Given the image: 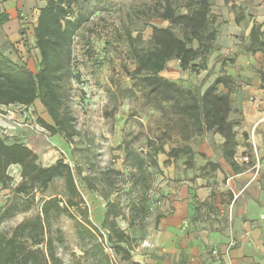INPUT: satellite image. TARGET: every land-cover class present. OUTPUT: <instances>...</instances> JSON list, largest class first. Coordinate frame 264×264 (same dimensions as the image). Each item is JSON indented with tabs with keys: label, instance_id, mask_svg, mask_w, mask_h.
<instances>
[{
	"label": "rangeland",
	"instance_id": "obj_1",
	"mask_svg": "<svg viewBox=\"0 0 264 264\" xmlns=\"http://www.w3.org/2000/svg\"><path fill=\"white\" fill-rule=\"evenodd\" d=\"M166 1L89 0L76 5V10H86L89 17L77 31L73 43L75 76L72 78L69 101L80 131L74 143L69 142L63 134H52L38 124L39 116L52 122L40 101L37 100L31 105L0 104V134L9 143L22 141L31 145L38 152L39 161L43 165L52 164L59 157L69 162L89 205L90 217L96 224L101 226L105 217V199L102 194L110 193L111 199L119 200L123 204L128 215L127 219L118 217V224L127 229L134 239L132 256L144 247L142 242L147 234L157 229L158 210L165 204L168 195H157L156 191L163 188L159 182L161 171L159 168H150L152 188L146 204L147 214L143 219L136 218L130 225V203L138 197L140 190L132 184L131 170L122 148L124 142L130 141L131 146L143 155L160 143L167 150L172 146L191 144L195 149V169L206 174L207 179L213 178L215 173L207 170L203 172V165L207 159H218L221 153L222 139L213 132L194 136L190 140L182 139L179 132L181 123L174 119L169 109L162 111L155 107L144 94L143 88L133 85L132 77L125 70L124 65L133 68L136 64L132 55L133 40L129 33L135 44L151 46L152 25L170 24V21L156 16ZM46 2L47 0H33L20 4V36L17 40H10L0 32V49L12 59L26 63L34 72L38 70L41 59L34 33L36 16L38 9ZM170 2L176 7L177 13H185L196 0ZM211 2L218 35L205 60L206 68H201L203 64L200 58L196 60L200 65L198 70H183L179 61L173 60L166 75L184 86L200 91L219 74L233 75L234 81L230 84L233 111L230 117L235 121L237 132L242 136L245 133L246 137L249 133L250 138L257 133L264 136V51H247L253 24L264 22V4L261 6L264 1ZM236 16H240L242 20L237 22ZM174 28L182 35L180 26L175 25ZM194 45L197 46V42ZM123 87L132 89L122 90ZM220 88L223 91L228 90L223 84ZM201 147H205L207 152L212 151L211 157L203 155L204 152L198 150ZM163 153L166 152L161 155ZM245 153L249 154V150ZM186 158L187 155H181L175 159V167H184ZM78 165H81L82 173L78 172ZM247 165L249 170V163ZM111 168L119 169L121 174L112 172ZM8 171L12 180L7 186L0 183V233L10 235L20 222L41 211L44 198L58 196L65 199L66 185L63 177H56L44 191L33 189L29 193H16L15 186L22 180L21 166L13 164ZM85 176L96 184L98 190L89 188ZM210 183L213 189L205 199L206 204L201 203L203 200L197 193L190 191V203L194 212L189 221L181 224L183 230H177V236L179 243L187 245L190 253L195 255L197 248L205 244L206 253L215 258L224 253L222 247L229 251L235 248L237 241L235 237H230L221 246L213 245L210 241L205 243L202 237L204 233L210 234L215 229L234 227V210L230 208L227 211L229 204L233 202V196L228 189L221 190L218 181L212 180ZM221 205L224 206L223 210ZM195 206L198 208L195 209ZM167 211L168 214L172 212L171 208ZM71 212L74 213V218L62 214L51 226V233L56 239V251L64 264H92V244L100 238L91 239L83 234L79 226L83 217L75 208H71ZM58 235H62V242L58 240ZM41 247L45 249L43 244ZM216 249L218 252H215ZM115 257L117 264H130L129 260L122 258L121 253H116Z\"/></svg>",
	"mask_w": 264,
	"mask_h": 264
},
{
	"label": "trees",
	"instance_id": "obj_2",
	"mask_svg": "<svg viewBox=\"0 0 264 264\" xmlns=\"http://www.w3.org/2000/svg\"><path fill=\"white\" fill-rule=\"evenodd\" d=\"M89 0H47L40 7L37 23L34 28L36 46L40 53L39 68L34 72L26 63L9 57L0 49V104L31 105L37 100L47 110L52 122L39 116L38 124L50 133H61L74 143L80 131L76 117L69 101L73 68V43L77 31L88 20V12L76 10V5ZM211 0H196L189 5V11L177 13L170 0L163 3L157 17L170 21L169 25H152L151 46L132 45L135 66H125L126 72L132 77L134 86H141L144 94L153 105L162 111L169 109L174 119L181 123L180 137L190 140L194 136L213 132L221 137L220 149L222 156L235 172L245 167L237 159L238 132L235 121L230 117L233 111V98L230 84L234 76L228 73L219 74L203 91L180 84L161 72L167 68L169 61L179 60L183 70H198L197 58L203 67L205 60L214 47L218 28L216 18L211 11ZM9 19L7 12L0 13V23ZM237 22L242 18L235 17ZM180 26L182 35L175 30ZM263 23H254L250 33V44L247 51L255 53L264 51ZM197 42V46L194 43ZM227 86L223 91L220 85ZM123 87L122 90H131ZM125 160L130 168V177L134 187L139 188L138 197L131 201L130 225L136 218L143 219L147 214L146 204L152 188L150 168H159L158 155L166 152L167 162L171 158L185 159L188 168L196 167L194 148L191 144L172 146L168 151L163 143L154 146L152 151L143 155L131 146L130 141L123 145ZM205 155V153H202ZM13 164L21 166L22 180L15 186L16 193H29L33 189L46 190L56 177H63L66 185L65 199L49 196L43 199L41 211L34 217L27 218L14 227L10 235L0 233V264H64L56 251V239L51 233L53 221L62 214L74 218L71 208H75L83 219L79 221L80 231L91 239L100 238L92 244V264H117L112 261L105 250L106 240L121 253L130 264H142L132 259V235L118 224V217L127 219V211L119 200L111 199L110 193L102 194L105 199V217L102 225L96 224L90 217V208L80 190L72 165L63 157L54 163L43 165L39 154L22 141L7 142L0 134V183L7 186L12 180L8 169ZM221 163L216 159H207L203 172L220 169ZM79 173L83 169L77 168ZM112 172L121 174L116 168ZM204 174V173H203ZM90 189L98 190L95 183L85 176ZM206 200L201 203L206 204ZM198 206H195L197 209ZM7 213H4L6 216ZM165 216L160 213L156 217L158 223ZM60 229H58L59 231ZM58 240L63 241L62 235ZM45 246V249L41 245Z\"/></svg>",
	"mask_w": 264,
	"mask_h": 264
},
{
	"label": "crops",
	"instance_id": "obj_3",
	"mask_svg": "<svg viewBox=\"0 0 264 264\" xmlns=\"http://www.w3.org/2000/svg\"><path fill=\"white\" fill-rule=\"evenodd\" d=\"M30 1L33 0H0V13L7 12L9 15L8 20L0 23V32L4 36L7 35L10 40L15 41L20 36L18 30L21 21L18 11L22 6L20 4ZM262 1L264 0H260ZM263 4L262 2L261 6ZM39 11L38 9L36 22ZM173 60L169 61L168 66ZM167 68L161 72L165 76H167ZM246 119L249 126V115ZM247 128L245 129L249 130ZM249 135L248 133L246 137L245 133L243 136L238 133L237 136L236 159L245 168L240 172H235L230 164L219 156L216 160H219L222 167L210 179H207L206 174H201L197 169L185 168L186 165L181 169L175 167L174 158H171V162H167L168 155L159 153L158 161L161 171L159 182L163 188L160 191L157 190L156 193L157 195L161 193L168 195L165 204L161 205L158 210V214L164 213L165 216L160 218L155 232L147 234L142 242L144 247L134 253L133 260L142 264H264V136L257 133L250 138ZM198 150L204 152L207 157L213 154L212 151L207 152L205 147ZM246 150H249V155L253 158L255 151L261 157V169L257 179H253V173L246 168L248 163L241 161V156L248 154L245 153ZM165 161L167 166H165ZM180 178L181 180H178ZM212 180L218 181L221 190L228 189L233 196V202L229 204L227 211L230 208L234 210V227L233 229H215L210 234L204 233L202 237L205 243L210 241L213 245L221 246L230 237H235L237 241L235 248L229 251H226V247H222L224 253L215 258H211L206 253L205 244L197 248L195 255L190 253L187 245L179 243L180 239L177 236V230H183L181 224L186 223V220L189 221L194 212L193 205L190 203V191L197 193L201 200H205L213 189L210 183ZM168 208H171L170 214H168ZM221 208L223 210L224 206L221 205Z\"/></svg>",
	"mask_w": 264,
	"mask_h": 264
},
{
	"label": "built area",
	"instance_id": "obj_4",
	"mask_svg": "<svg viewBox=\"0 0 264 264\" xmlns=\"http://www.w3.org/2000/svg\"><path fill=\"white\" fill-rule=\"evenodd\" d=\"M241 161L244 163H249V170L253 173L252 178L256 179L261 169V157L259 153L255 151L254 158L251 157V155L249 154L242 155ZM105 250L110 255L112 261L117 263L116 257H115V254H116L115 249L113 246H111V244L107 240L105 244ZM215 252H218V250L216 249Z\"/></svg>",
	"mask_w": 264,
	"mask_h": 264
}]
</instances>
